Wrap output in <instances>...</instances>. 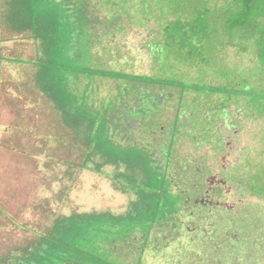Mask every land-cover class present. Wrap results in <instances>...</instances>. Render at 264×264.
Wrapping results in <instances>:
<instances>
[{"label":"rangeland","instance_id":"obj_1","mask_svg":"<svg viewBox=\"0 0 264 264\" xmlns=\"http://www.w3.org/2000/svg\"><path fill=\"white\" fill-rule=\"evenodd\" d=\"M134 22L125 19L124 31L115 35L101 29L92 41L95 47L89 65L216 89L206 96L196 90L183 92L179 85L140 83L159 94L160 106L154 115H148L150 122L128 114L137 108L139 87L130 91V97L120 99L121 107H128L124 110L127 117L116 113V105L107 114L111 127L119 126L112 133L113 140L123 148L137 145L148 153L152 167L158 172L166 169L168 193L182 199L171 215L153 221L143 243L141 264H264V101L258 99L263 104L257 107L253 101L264 92V73L256 55L228 47L217 56L216 71L197 58L189 65L171 55L164 64L162 59L157 61L160 54L147 45L156 36L157 23ZM152 28L154 32H150ZM28 34L9 29L0 15V128L9 131L0 135V142L9 150L0 162V182H4L0 199H6L0 207L9 214L8 219L0 213V260L12 247H24L35 235L31 230L41 232L49 225L46 215L58 208L57 196L64 193L69 179V152L51 139L60 130L69 133V126L57 121L52 105L24 72L28 65L15 67L5 60L17 55L33 59V43L24 38ZM13 75L17 82L12 81ZM122 82L108 77L83 78L79 88L90 84L88 105L99 110L120 98ZM220 88L246 93H227ZM253 91L255 96L249 93ZM107 168H102V176L81 174L79 186L84 196L80 201L120 218L127 205L116 186L124 180L112 178L110 172L116 171ZM63 209L69 214V207ZM141 235L134 232L127 245L141 244ZM117 246L118 254L126 259L133 262L137 258L134 251L124 253L121 241Z\"/></svg>","mask_w":264,"mask_h":264},{"label":"trees","instance_id":"obj_2","mask_svg":"<svg viewBox=\"0 0 264 264\" xmlns=\"http://www.w3.org/2000/svg\"><path fill=\"white\" fill-rule=\"evenodd\" d=\"M0 10L4 24L18 33L28 32L24 38L33 43L32 60H23L19 55L5 60L15 67L28 65L24 72H28L31 82L52 105L57 121L69 126V133L60 130L61 134L51 138L59 146L65 145L69 152V179L64 193L57 196L58 208L47 213L49 225L43 231L31 230L35 235L26 245L9 249L0 264H141L143 243L153 221L175 211L176 203L182 199L168 193L166 169L158 172L152 167L148 153L137 145L123 148L113 140L112 133L119 126L111 127L107 114L116 105V113L127 117L124 110L128 107H121L120 99L130 97V91L139 87L137 108L128 114L149 121L148 115H154L160 106L159 94L150 87H140V83L179 85L183 92L196 90L206 96L216 89L92 67L89 65L95 47L92 41H96L101 29L106 34L122 33L125 19H133L135 25H147L154 20L159 32H155L152 44L147 45L160 54L157 61L162 59L165 64L172 55L192 65L197 58L216 71L217 56L230 47L254 53L264 73V0H0ZM97 77L123 82L119 99L94 110L87 102L90 84H84L82 90L79 84L83 78L92 81ZM11 79L17 82L15 75ZM249 93L255 96L256 92ZM258 99L264 101V92L253 100L256 107L263 104ZM105 167L116 171L110 172L112 178L124 180L116 186L127 205L120 218L80 201L84 196V189L79 186L81 174L102 176ZM68 207L66 214L63 208ZM0 211L9 219L7 212ZM139 231L141 244L127 245V238ZM119 241L125 254L132 251L138 254L133 262L118 254Z\"/></svg>","mask_w":264,"mask_h":264},{"label":"crops","instance_id":"obj_3","mask_svg":"<svg viewBox=\"0 0 264 264\" xmlns=\"http://www.w3.org/2000/svg\"><path fill=\"white\" fill-rule=\"evenodd\" d=\"M1 104H2V100L0 99V105ZM33 107L35 108V106H33ZM0 131H2L0 133V135L4 134L5 132L6 133L9 132L8 130H6V127L0 128ZM7 154H9V150H7V147L4 145L3 142H0V162L1 163L4 161V158H5L4 155H7ZM1 171H2V173H4V169H1ZM3 186H4V182L2 181V182H0V197L4 196L3 195L4 194V187ZM8 196H9V194H8ZM5 202H6V199H4V200L0 199V203L4 204ZM1 208L4 209L3 207H1ZM1 208H0V210H2ZM0 213H1V216H3V214H4L3 211H0Z\"/></svg>","mask_w":264,"mask_h":264}]
</instances>
